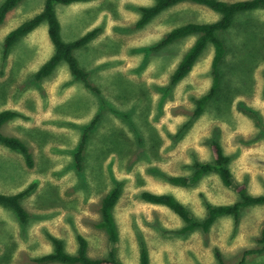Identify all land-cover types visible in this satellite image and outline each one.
<instances>
[{
  "label": "rangeland",
  "instance_id": "374dc122",
  "mask_svg": "<svg viewBox=\"0 0 264 264\" xmlns=\"http://www.w3.org/2000/svg\"><path fill=\"white\" fill-rule=\"evenodd\" d=\"M44 3L22 0L0 24V110L22 114L2 130L21 138L34 158L28 167L22 153L0 144V192L15 194L32 186L21 199L30 215L26 223L0 204V260L38 264L34 258L53 249L49 235L75 252L77 235L83 234L91 256H107L115 247L125 264H139L141 242L150 264H217L216 248L226 264H237L245 249L259 248L264 204L243 208L238 225L224 216L207 232L183 233L177 214L144 201L140 192L172 193L197 217L205 214L202 193L216 204L236 201L237 193L215 174L189 186L166 179L190 175L195 159L211 160L210 142L217 139L232 158L236 180L251 193H264V9L240 13L230 28L218 32L226 45L221 84L204 112L195 115L194 98L212 84V44L175 84L172 74L197 36L156 47L172 28L215 21L220 13L182 2L138 27L140 7L154 0L56 4L65 41L97 29L75 51L100 90L96 93L74 77L65 61L50 76L36 79L54 50L47 22L5 54L9 31L41 12ZM94 120L79 170L74 153ZM117 182L123 187L114 209L120 240L113 245L97 223L102 199ZM244 264H264V253L247 256Z\"/></svg>",
  "mask_w": 264,
  "mask_h": 264
},
{
  "label": "trees",
  "instance_id": "16d2710c",
  "mask_svg": "<svg viewBox=\"0 0 264 264\" xmlns=\"http://www.w3.org/2000/svg\"><path fill=\"white\" fill-rule=\"evenodd\" d=\"M21 1L22 0H4L0 4V24L4 21L7 14ZM85 1L88 0H45L41 12L21 22L17 27L9 31L5 38V54L17 43L20 37L30 33L43 22H47L48 34L53 43L54 50L52 55L35 72L36 79L40 80L50 76L57 66L62 61H65L75 78L82 81L83 84L92 91L100 93V90L91 84L89 73L80 65L75 55L77 49L87 45L95 37L97 29L89 31L71 41H65L62 37V25L55 9L56 4L70 5ZM182 2H193L205 5L221 14L215 21H190L172 28L156 47L159 48L189 36H197L172 74L171 82L175 84L189 75L208 45L212 44L214 48L212 84L205 94L194 98L196 102L194 113L195 115H200L204 112L206 105L216 95L221 84L220 64L226 54V45L218 35V32L230 28L234 23L235 17L240 13L260 8L264 9V0H154L153 4L140 7L141 16L137 21V26L144 27L165 10ZM249 111L253 116H256L253 110L249 109ZM18 116H22V114L17 110H0V144L12 151L22 153L25 157L26 165L28 167H33L34 158L27 144L21 138L5 134L2 130L7 122ZM95 120L84 129L81 140L74 153L75 165L79 170L82 169L83 166L84 149L88 141L89 130L93 127ZM210 151L211 160L204 161L195 159L192 164V172L190 175H168L166 179L176 185L189 186L191 184H198L199 181L210 174H215L219 177L224 186L232 188L237 193L238 199L236 201L232 203L216 204L211 202L205 194L202 193L201 197L202 204L205 208V214L203 217H197L184 202L172 193L155 192L151 190H142L140 192V197L144 201L165 206L177 214L184 222L181 228V232L183 233L197 229L207 232L219 218L224 216H232L235 224L238 225L243 208L264 204V193H251L245 182L236 180L231 166L232 158L225 152L220 141L212 139L210 142ZM31 187L15 194L0 192V204L13 210L22 223H26L30 215L22 204L21 199L29 193ZM122 192V183L117 182L106 193L100 206L101 218L97 223V226L105 231L108 241L113 245L120 240V229L114 209ZM49 238L53 243V249L35 257L34 262L38 264H125L119 258L115 247L108 252L107 256H91L89 254V242L83 234L77 235V249L75 252L66 250L65 244L60 238L54 235H49ZM258 241L261 246L259 248L245 249L242 258L237 264H244L249 255L264 253V228ZM215 256L217 264H226L220 249H215ZM0 264H9V260L2 257ZM139 264H150L149 251L144 242H141Z\"/></svg>",
  "mask_w": 264,
  "mask_h": 264
}]
</instances>
